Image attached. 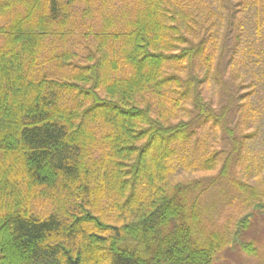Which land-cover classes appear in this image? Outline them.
<instances>
[{
    "label": "trees",
    "instance_id": "trees-1",
    "mask_svg": "<svg viewBox=\"0 0 264 264\" xmlns=\"http://www.w3.org/2000/svg\"><path fill=\"white\" fill-rule=\"evenodd\" d=\"M255 95L264 0H0V264H264Z\"/></svg>",
    "mask_w": 264,
    "mask_h": 264
},
{
    "label": "rangeland",
    "instance_id": "rangeland-1",
    "mask_svg": "<svg viewBox=\"0 0 264 264\" xmlns=\"http://www.w3.org/2000/svg\"><path fill=\"white\" fill-rule=\"evenodd\" d=\"M250 76L251 78L252 76L256 78V72L251 73ZM232 80H234L232 74L231 75L228 74L225 76L224 81L226 83L227 91L231 94H237L238 92L237 86L234 84ZM260 98H261L260 96H257L256 98V95H255V96H251L247 100V103L245 104L248 106L249 109H251V111H253L252 117L250 115L247 117L244 116L242 117V122L247 123V126L249 128H252V129L255 128V135L253 136V138L248 144L249 150L254 154L256 153V156L261 155L262 159H264V102L260 101ZM243 106L245 108V105ZM256 132H257V135H256ZM91 160L93 162L97 160L94 153H92L91 155ZM17 189L21 190L22 188L17 186ZM6 201L7 199H2V204L6 203ZM21 205H22L21 207L23 208L26 207L25 204H21ZM29 208L34 209V211L32 209L31 210L33 211V214L35 215L46 216V214L49 213L51 206L49 203H43V202L38 203L37 202L35 208L33 204L29 205ZM263 230H264V217H259L258 221H256L254 228L249 233L248 237L258 240L260 238V235H263L261 234ZM256 233H259V235ZM258 255H249L246 252H244V250H242L240 247L237 246L235 248L233 246L231 248L224 250L222 253H220L217 256L214 264H263L260 260L262 257V253L261 255L260 254Z\"/></svg>",
    "mask_w": 264,
    "mask_h": 264
}]
</instances>
